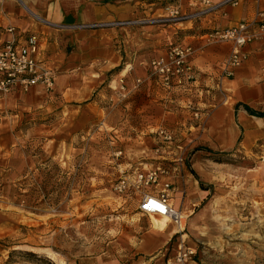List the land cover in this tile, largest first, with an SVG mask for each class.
Segmentation results:
<instances>
[{
  "label": "crops",
  "instance_id": "crops-1",
  "mask_svg": "<svg viewBox=\"0 0 264 264\" xmlns=\"http://www.w3.org/2000/svg\"><path fill=\"white\" fill-rule=\"evenodd\" d=\"M165 1L166 6L183 11L199 10L195 6L198 0ZM153 7V2L143 0H0V45L11 37L7 31L10 27L21 38L38 34L42 39L39 60L56 74L52 91L36 86L29 93L0 94V158L17 151L14 117L25 112L58 109L60 125L69 132L98 123L100 130L116 133L121 129L112 122L117 115L123 123L139 119V125L133 128L141 140L139 146H125L123 150L126 170L140 169L141 164H155L160 159L170 162L175 154L187 157L181 172L169 177L171 204L185 222L181 227L169 222L165 235L159 236L151 224L132 242L148 255L168 245V264L179 244L185 242L186 219L208 195L190 170L206 186L215 185L217 179L209 170L211 163L198 159L201 153L194 149L220 153L236 149L247 157L264 151V37L245 47L248 59L231 78L220 77L230 44L207 39L213 30L253 20L258 11L264 12V0H241L237 6L217 8L191 22L171 24L149 23L162 15V8ZM127 21L132 23L111 24ZM101 23L107 26L81 27ZM181 33L185 34L182 41L193 48L189 61L198 77L186 86L164 87L148 60L165 54L166 47ZM123 60L130 67L121 76L129 94L123 108L116 109L117 103H110L114 95L107 89L108 76L112 72L111 77L116 75L114 70ZM119 80L111 78L109 87L116 88ZM166 104H173L174 111ZM160 128L173 134L174 145L165 146L162 155H156L153 150L162 143L157 136ZM141 138L146 139L145 145ZM201 169L207 175L200 174Z\"/></svg>",
  "mask_w": 264,
  "mask_h": 264
},
{
  "label": "rangeland",
  "instance_id": "rangeland-1",
  "mask_svg": "<svg viewBox=\"0 0 264 264\" xmlns=\"http://www.w3.org/2000/svg\"><path fill=\"white\" fill-rule=\"evenodd\" d=\"M143 1L153 2L164 15L165 0ZM184 35L166 50L189 44L182 41ZM128 65L123 60L108 80H119ZM110 82V103L123 108L125 99ZM166 106L174 111L173 104ZM38 111L14 117L17 151L0 158V264H165L168 245L148 255L132 242L151 224L157 236L165 235L169 220L139 216L134 192L113 191L124 167V147L140 144L133 129L139 119L123 123L117 115L112 122L121 129L116 133L100 130L98 123L69 132L60 125L58 109ZM193 152H200L197 158L209 161L217 176L215 185L202 183L208 195L186 219L184 244L196 248L193 261L264 264V173L251 171L258 167L257 153L247 157L235 149L224 156L201 147Z\"/></svg>",
  "mask_w": 264,
  "mask_h": 264
},
{
  "label": "built area",
  "instance_id": "built-area-1",
  "mask_svg": "<svg viewBox=\"0 0 264 264\" xmlns=\"http://www.w3.org/2000/svg\"><path fill=\"white\" fill-rule=\"evenodd\" d=\"M241 0H198L196 12H182L177 6H166L164 15L152 19V24L182 23L196 19L207 12L225 6H237ZM131 24L132 22H118L111 24ZM110 24V25H111ZM107 24L83 25L82 28L104 27ZM11 37L0 47V94H10L14 91L28 93L34 87L41 86L45 91H52L55 84L54 70L42 65L39 60L41 54V36L29 34L23 38L16 35L14 28L7 29ZM264 37V12L258 11L251 21L239 22L233 26L208 33L209 42L230 44L227 58L222 64L221 78H231L234 72L248 59L245 47L256 39ZM193 48L190 44H180L170 47L165 54L152 58L149 62L153 74L164 87L186 86L195 81L196 73L190 64ZM118 98L125 99L129 94L123 78L116 88H112ZM157 136L164 146H156L154 154L162 155L165 146L174 145L173 134L163 128L157 131ZM161 143V142H159ZM179 147H176L177 152ZM170 151L172 149H169ZM116 157L121 155L117 152ZM173 156V155H172ZM187 160L184 154H175L173 161L162 160L155 164H141L140 169L130 170L119 168L120 177L113 185V191L121 196L134 192L138 197V211L143 216L165 217L170 223L181 227L185 218L171 204L169 192L172 185L169 181L171 174L181 172ZM257 164L264 173V151L257 156ZM121 165H119L120 167ZM146 167V168H145ZM196 256V248L186 246L181 242L177 251L168 264H189Z\"/></svg>",
  "mask_w": 264,
  "mask_h": 264
},
{
  "label": "trees",
  "instance_id": "trees-1",
  "mask_svg": "<svg viewBox=\"0 0 264 264\" xmlns=\"http://www.w3.org/2000/svg\"><path fill=\"white\" fill-rule=\"evenodd\" d=\"M247 112H249L250 114L252 113L248 108H246ZM224 156H229L228 153H224ZM193 177L198 181L199 186L201 189H207L206 186H203L202 182L198 179V177L196 176V174L191 171ZM24 255L28 256V257H35V254L31 253V252H25Z\"/></svg>",
  "mask_w": 264,
  "mask_h": 264
},
{
  "label": "bare ground",
  "instance_id": "bare-ground-1",
  "mask_svg": "<svg viewBox=\"0 0 264 264\" xmlns=\"http://www.w3.org/2000/svg\"><path fill=\"white\" fill-rule=\"evenodd\" d=\"M259 166L258 167H256V168H254V169H252L251 171H258L259 170ZM258 173V172H257Z\"/></svg>",
  "mask_w": 264,
  "mask_h": 264
}]
</instances>
